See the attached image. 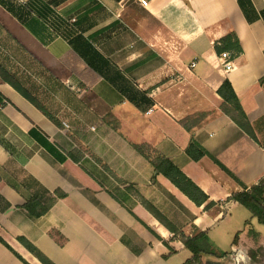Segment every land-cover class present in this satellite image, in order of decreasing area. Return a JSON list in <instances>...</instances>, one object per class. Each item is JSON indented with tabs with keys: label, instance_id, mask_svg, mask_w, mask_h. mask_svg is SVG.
I'll list each match as a JSON object with an SVG mask.
<instances>
[{
	"label": "crops",
	"instance_id": "1",
	"mask_svg": "<svg viewBox=\"0 0 264 264\" xmlns=\"http://www.w3.org/2000/svg\"><path fill=\"white\" fill-rule=\"evenodd\" d=\"M141 1L0 0V67L61 125L0 81V238L26 264L40 263L19 237L52 264H174L187 251L181 234H205V249L240 207L225 201L264 178V0ZM151 17L184 31L164 37ZM229 32L241 51L223 72L214 46ZM224 80L255 141L220 112ZM136 147L169 160L214 206L154 177ZM32 198L47 209L37 219L21 208ZM0 264L23 263L0 244Z\"/></svg>",
	"mask_w": 264,
	"mask_h": 264
},
{
	"label": "trees",
	"instance_id": "2",
	"mask_svg": "<svg viewBox=\"0 0 264 264\" xmlns=\"http://www.w3.org/2000/svg\"><path fill=\"white\" fill-rule=\"evenodd\" d=\"M215 53L220 55L223 52L230 54V57H234L240 53V47L238 40L233 32H229L224 37L218 40L214 46ZM0 81L8 84L14 89L21 97L28 101L38 111H40L48 120H50L56 127L61 128L60 123L35 99H33L15 80H13L1 67H0ZM264 78L260 80V84L263 83ZM216 94L221 99L222 103L219 107L220 112L227 116L246 136L255 141L253 130L246 118V115L239 103L238 98L232 91L230 84L227 80H224L216 91ZM186 131H192V128L198 126V122L182 124ZM43 145H46L42 142ZM49 148V147H48ZM136 150L150 161L154 169V177L162 176L167 179L180 193H182L189 201L195 206L199 207L207 203L204 209L208 210L214 206V203L207 202L206 195L195 186L176 166H174L169 160L153 154L147 155L140 148L136 147ZM51 153L53 150H49ZM186 156L192 161H198L203 157V152L190 141L186 150ZM55 192L56 197H63L62 194ZM234 202L240 207L244 208L250 215V220L257 225L264 228V178L261 179L256 185L251 186L246 191L232 194L225 203ZM141 205L154 217V219L162 225L166 230L173 233H178V230L153 206L147 203L145 200L140 199ZM26 214L32 218L37 219L46 214L47 209L41 205V203L32 198L28 200L21 207ZM249 221L244 223L245 226L251 225ZM252 226V225H251ZM250 234L257 237V234L249 231ZM181 239L184 248L189 252L190 257L183 264H190L192 261L197 260L201 254H207L206 249L200 247V242L205 239V234H197L191 238L184 239L181 234ZM238 234H236L232 241V246L237 243ZM17 242L31 254L40 264H52L46 257H44L32 244L26 241L24 238H17ZM0 244L8 249L12 254L20 260L23 264H26L12 249L0 238Z\"/></svg>",
	"mask_w": 264,
	"mask_h": 264
},
{
	"label": "rangeland",
	"instance_id": "3",
	"mask_svg": "<svg viewBox=\"0 0 264 264\" xmlns=\"http://www.w3.org/2000/svg\"><path fill=\"white\" fill-rule=\"evenodd\" d=\"M152 27H161V34L169 37L173 32L184 31V28L174 29L166 26L163 22L151 17ZM160 50L166 51V44L159 42ZM170 50V49H169ZM99 90L103 93L104 86ZM148 155L151 153L148 152ZM224 207V206H223ZM249 213L242 207L235 206L231 208L227 215L217 223L207 235V254H201L197 260L190 264H264V228L257 225L250 219ZM249 221L251 225L244 227V222ZM257 234V237L250 234L249 231ZM238 234L236 245L232 246L234 236ZM189 253L181 251L171 255V263L182 264L188 259Z\"/></svg>",
	"mask_w": 264,
	"mask_h": 264
},
{
	"label": "built area",
	"instance_id": "4",
	"mask_svg": "<svg viewBox=\"0 0 264 264\" xmlns=\"http://www.w3.org/2000/svg\"><path fill=\"white\" fill-rule=\"evenodd\" d=\"M17 4L23 5L24 0H14ZM141 6L145 7L147 2L146 0H142L140 2ZM218 63L223 72H228L233 68V63L230 57V54L227 52H223L218 57ZM193 66V64H192Z\"/></svg>",
	"mask_w": 264,
	"mask_h": 264
}]
</instances>
